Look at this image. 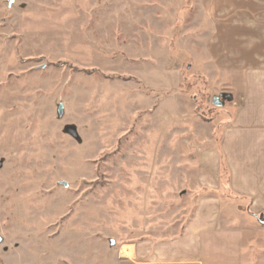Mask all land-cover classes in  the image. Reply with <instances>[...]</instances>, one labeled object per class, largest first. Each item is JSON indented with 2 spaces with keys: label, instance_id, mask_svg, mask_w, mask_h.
Here are the masks:
<instances>
[{
  "label": "rangeland",
  "instance_id": "1",
  "mask_svg": "<svg viewBox=\"0 0 264 264\" xmlns=\"http://www.w3.org/2000/svg\"><path fill=\"white\" fill-rule=\"evenodd\" d=\"M211 1L0 0V264H138L194 223L264 245V143L231 144L245 72L210 51Z\"/></svg>",
  "mask_w": 264,
  "mask_h": 264
},
{
  "label": "crops",
  "instance_id": "2",
  "mask_svg": "<svg viewBox=\"0 0 264 264\" xmlns=\"http://www.w3.org/2000/svg\"><path fill=\"white\" fill-rule=\"evenodd\" d=\"M208 12L214 29L210 51L229 53L230 67L245 72V92L230 131L231 144L236 148L256 133L260 136L254 141L264 143V0H212ZM209 223H194L168 241L140 242L134 258L138 264H264V245L258 237L236 229L226 237ZM259 232L263 235L264 229Z\"/></svg>",
  "mask_w": 264,
  "mask_h": 264
},
{
  "label": "water",
  "instance_id": "3",
  "mask_svg": "<svg viewBox=\"0 0 264 264\" xmlns=\"http://www.w3.org/2000/svg\"><path fill=\"white\" fill-rule=\"evenodd\" d=\"M216 106L219 107L220 104H217ZM58 115L59 116L62 115V107L61 106H59V108H58ZM261 223L264 224V214H263V220L261 221Z\"/></svg>",
  "mask_w": 264,
  "mask_h": 264
},
{
  "label": "bare ground",
  "instance_id": "4",
  "mask_svg": "<svg viewBox=\"0 0 264 264\" xmlns=\"http://www.w3.org/2000/svg\"><path fill=\"white\" fill-rule=\"evenodd\" d=\"M122 250H123V248H122ZM122 250H121V252H122ZM121 257H122V255H121Z\"/></svg>",
  "mask_w": 264,
  "mask_h": 264
}]
</instances>
